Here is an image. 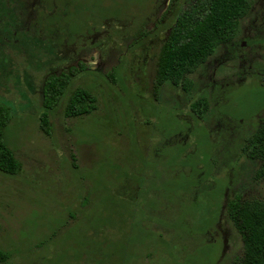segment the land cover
Listing matches in <instances>:
<instances>
[{
	"label": "rangeland",
	"instance_id": "374dc122",
	"mask_svg": "<svg viewBox=\"0 0 264 264\" xmlns=\"http://www.w3.org/2000/svg\"><path fill=\"white\" fill-rule=\"evenodd\" d=\"M161 1L56 0L59 11L36 18L48 30L44 36L53 33V28L58 30L56 42L48 38L43 42L32 28L28 44L22 40L14 55L1 57L0 106L10 111L4 138L20 170L16 174L0 171V264H231L243 255L242 237L231 220L227 247L224 241L212 240L214 229L206 238L202 234L214 223L228 187L230 199L236 195L242 200L264 199V178L258 176L260 162L249 160L243 150L264 112V84L259 75L264 68L263 54L255 58L258 49L247 47L232 51L236 57H253V72L244 69L247 63L239 70L238 59L223 65L218 75L225 70H247L249 75L222 97V88L215 92L208 99L203 120L178 103L176 107L164 99L145 103L153 112V124L168 130L179 127L183 115L193 118L186 146L167 150L163 163L155 169L156 176L145 179L141 170L133 169L136 161L132 153L140 150L138 142L146 150L148 137L143 133L147 130L135 132L133 113L124 104H140L139 94L155 99L160 44L146 37L133 48L123 33L146 30L143 25L153 18ZM94 28L101 35L95 38L93 47H99L94 53L88 49L84 53V64L90 69L76 74L59 104L48 111L46 131L41 121L46 108L40 89L50 71L47 62L55 58L49 45L63 47L73 40L84 47V36ZM117 50L126 53L120 58ZM110 52L105 71L95 72L96 66L89 62L95 58L103 63ZM119 67L120 76L112 72ZM203 71L197 69L194 89L179 96L189 107L205 95L196 82ZM78 87L94 93L97 108L70 117L68 99ZM163 87L166 97L178 101L180 92L174 84L166 81ZM127 92L130 95L124 96ZM118 108L123 114L118 116L115 111L116 115L127 117V131L124 118L118 123L112 116L106 118ZM147 129L155 133L152 126ZM181 152L186 153L183 167L176 169L170 163ZM198 165L206 182L202 189L195 188L196 200L191 194L186 202L180 190L191 186ZM169 175L178 178L173 181ZM219 175L223 181L216 177ZM130 186L135 189L134 198L127 197L132 194ZM161 225L174 230L165 229L162 236ZM188 226L194 233H189Z\"/></svg>",
	"mask_w": 264,
	"mask_h": 264
},
{
	"label": "flooded vegetation",
	"instance_id": "af4514ba",
	"mask_svg": "<svg viewBox=\"0 0 264 264\" xmlns=\"http://www.w3.org/2000/svg\"><path fill=\"white\" fill-rule=\"evenodd\" d=\"M247 1H248V9L246 11V14L239 21L238 29L235 33L234 38L229 42L222 43L219 46V48L217 47L218 48L217 53L214 52L209 57V59H207L205 62L200 64L195 69L196 72L194 71L187 75L191 81L188 88L184 86L183 81H180V83L176 84L170 80H166L174 84L178 88V91L180 92L178 93V101L175 102L173 101L172 98H168L164 94L163 85L166 81L159 82L158 80V74H157L158 61L161 52L171 34L172 27L175 24L178 16L187 8L196 6L200 2V0H162L154 12L152 16L153 18L152 19L147 18L146 20L147 23L143 25L144 27H146V30L139 29L134 34H127V33H123L124 29L121 28L124 37L126 38L128 37L130 39L131 42L129 44L131 45L130 47L135 48L138 47L139 44H143L142 42L145 41L146 37H149L150 40H153L155 38L153 41L156 40V42H159L160 44L157 53L158 56H157V65L155 71L156 81L153 86V93L155 95V99L154 98L147 99L146 96L143 95L141 96L139 94L140 99L137 100L141 102L140 104L139 103L133 105L128 103L124 104L128 106V111L133 113L131 122L135 125L134 126L136 128L135 132L136 133L137 131L140 132L139 129L141 128L147 130V133L146 132L143 133L144 136L148 137L147 139L148 145L146 147V150H143L140 142H138L137 144L139 145L140 150L132 153V155L134 156V161H136L135 164H133V169L138 172H140L141 170L142 174L145 175L144 177L145 179H148L149 175L156 176L157 172L155 169H158V165L163 163V160L165 159L164 155L166 154L167 150L170 149L179 150L181 149L180 147L184 148V146H186L188 142L189 132L193 128V118L191 117V114L183 115L182 118H180L181 120L179 121L180 122L179 127L177 126L176 128L174 127L173 129L170 130L164 127L162 128L159 124L154 125L152 120L153 112H150L146 108V104H145L146 102L152 103V102H157L159 99H164L168 103L172 104L173 107L174 106L176 107L178 103L180 107H183L184 109H188L189 111L192 112V115L203 120L208 114V109H207L208 99L210 100V98H212L215 92H218L222 88L221 91H219L222 97V95L225 94V92L227 93V89L238 87L239 83L241 82L243 83L244 79L249 75V72L247 70H251L253 72L252 70L253 57L251 58H249L248 56L236 57V55H232V51H236V50L243 51L245 47H247V49L250 48L258 49L255 50L254 56L255 58H259V54H263L260 60L264 62V49H263L264 48V0H247ZM59 10L60 7L57 5L56 0H50V2H48V0H0V64H1V57L4 56L10 57L11 56L10 53L14 55L13 50L17 45V43H20L22 40H24V42L28 44L29 35L32 34V28H34L36 32L39 35H41L43 42H44V38H48L51 39L53 42H56L55 37L58 35L56 34V31L58 30L56 28H53L52 29L53 33L49 34V36H44V34H48L47 33L48 30H45L39 23H37L36 18L37 17L40 18V15H44V14H53L54 12ZM169 20H171V24L168 23ZM97 34L101 35V32H98V30H95V28L93 30H90L88 34L84 36V47L78 46L73 40L69 44H66L63 47H61L59 44H56V46L49 45V48L52 51L50 53H52L55 58L54 61L52 58L50 62H47V66L48 68H50V71L47 73L45 80H47L52 75H63L64 72L71 75V79L75 77L76 74H79L81 72L85 71L88 73L90 66L87 67L88 63L84 64L87 61V58L84 57V53L86 52L87 49L90 51L92 50L94 53L93 49L99 47V46H96L95 48L93 47L95 44V38L98 36ZM257 34H261V37L257 38L256 37ZM260 38L262 39L259 40ZM229 47L232 48V50H230ZM111 52L108 54L109 56H106L105 61L103 63L98 62V60L96 61L95 58H92L91 62L89 63L93 66H96V69L94 70L95 72L97 71V69L100 72H102L101 69L105 71L106 63L108 58H110ZM117 52L118 54H120L119 56L121 58L126 53V50L125 51L117 50ZM224 52L229 53V55L224 57L223 55ZM146 56H147L146 58L150 56L149 52H147ZM99 59H101V57H99ZM233 59L236 60L238 59L237 61L239 63L238 65L239 70L240 67H243V65L247 63V67L246 66L244 67V69L247 70L236 71V72L225 70V72L220 73V75H218L219 69L223 65L227 64L228 61ZM121 62L122 61L120 60V64H122ZM199 68L205 71H203L204 73L199 74L198 81L196 80V82L200 83L201 85L200 89L204 91L205 95L198 97L194 101V103L190 104L189 107L187 103H182L179 96L181 94V98H182V95H185L189 91L194 89V85H195L194 75H196L197 69ZM120 69L121 67H119L118 69L115 68L112 70V72H118V75L120 76L121 75ZM106 72L104 73V75L108 74ZM259 75H261V80L262 83L264 84V68ZM77 89L86 90L89 95V101L92 100L93 104L89 105L87 107V111H85L84 113L78 115L67 114V116L70 117L87 115L93 112L97 108V98L89 88L78 87L75 90ZM65 94L66 92L61 95L60 99L52 107H48L47 104L43 102V100H42V105L46 108V111L51 112L59 104L60 100L65 96ZM134 94L137 96V93ZM128 95L130 94L127 92L124 96H128ZM40 96L42 99V89H40ZM69 99H68V103H69ZM128 99H134V98H128ZM135 106H137L136 111H132L131 107L135 108ZM141 107H143L144 110L141 109ZM115 111L119 112L118 116L123 114L122 109L118 108L115 109L113 112H109L106 118L112 116L114 118L113 121L115 123H118L119 118H124L126 122V131H127L128 123H127L126 115H122L121 117H118ZM259 120H260L259 121L260 126L264 124V112L261 114ZM151 126L155 133L151 132V130H149L148 133L147 128ZM217 126L218 124H216V127ZM150 133H152V135H150ZM121 135L122 134H120L119 136ZM247 140L248 138H246V142ZM185 154H186L185 152H181L180 157H178V159L170 163V165L173 164L172 166H174L176 169H182L183 164L181 160L184 158ZM197 168H198L197 174L191 178L192 180L191 186L189 185L187 187H184V189L180 190L181 193H183L186 202H188L187 198H189L191 194H193L192 198L196 200L194 194L195 193L197 194V192L195 188L202 189V187H204V183L206 182V180H204L202 171H200L202 166L198 165ZM216 177L219 178L220 175ZM130 178L134 179L133 177ZM168 178L174 181V179L178 177H173V175H169ZM193 181L195 182L193 183ZM221 181H223L222 178ZM130 188L132 190V194L127 195V197L134 198L133 194L135 189L134 187L131 186ZM228 189L229 187L226 189V192L223 197V202H222L223 206L219 207V209L217 210L214 223L209 227L207 226L206 230L202 234L203 237L206 238V235L211 233L214 229L213 231L214 233H212V240L215 242H217L218 240H221V242L224 241L225 245L227 242V237L230 234L228 228L230 218L227 214V205L230 200V198H228ZM189 203H191L190 200ZM151 212L153 216L157 217V211L154 212L153 210ZM182 223L186 224L187 222H182ZM187 224L190 225L189 223ZM180 225L176 226L175 229L178 230L177 227H180ZM158 229L162 230L159 231V233L162 236L165 235V229H168V231L171 232L174 230L173 228L165 227L163 225H161L160 228L158 227ZM188 231L190 234L194 233L190 226H188Z\"/></svg>",
	"mask_w": 264,
	"mask_h": 264
},
{
	"label": "trees",
	"instance_id": "16d2710c",
	"mask_svg": "<svg viewBox=\"0 0 264 264\" xmlns=\"http://www.w3.org/2000/svg\"><path fill=\"white\" fill-rule=\"evenodd\" d=\"M248 9L247 0H200L196 6L184 10L172 27L171 34L161 52L157 74L159 82H184L188 88V74L205 62L222 43L231 41L240 19ZM71 75H52L44 81L42 100L52 107L71 83ZM88 92L75 90L69 99L67 114L78 115L92 105ZM48 111L41 118L48 131ZM10 111L0 106V171L16 174L20 163L4 138V127ZM243 150L249 160L259 161L258 176L264 178V124L248 137ZM227 214L243 241V255L231 264H264V199L242 200L236 196L229 200ZM1 258V253H0Z\"/></svg>",
	"mask_w": 264,
	"mask_h": 264
}]
</instances>
